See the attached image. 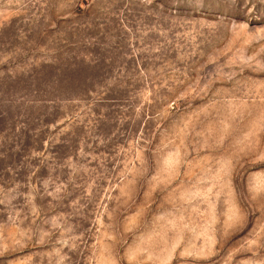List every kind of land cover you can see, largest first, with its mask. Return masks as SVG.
Instances as JSON below:
<instances>
[{
	"label": "rangeland",
	"instance_id": "1",
	"mask_svg": "<svg viewBox=\"0 0 264 264\" xmlns=\"http://www.w3.org/2000/svg\"><path fill=\"white\" fill-rule=\"evenodd\" d=\"M0 264H264V0H0Z\"/></svg>",
	"mask_w": 264,
	"mask_h": 264
}]
</instances>
